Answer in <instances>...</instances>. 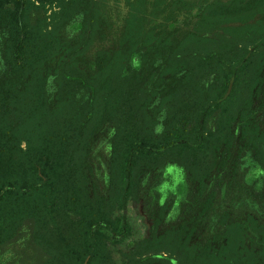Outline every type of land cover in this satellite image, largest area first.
Segmentation results:
<instances>
[{"label":"rangeland","instance_id":"obj_1","mask_svg":"<svg viewBox=\"0 0 264 264\" xmlns=\"http://www.w3.org/2000/svg\"><path fill=\"white\" fill-rule=\"evenodd\" d=\"M231 1L23 0V21H38L55 42L41 66L51 123L81 119L110 74H134L144 130L159 136L176 111L188 121L177 137L194 142L185 161L133 167L124 205L109 203L94 228L104 247L90 264H264V7L240 14L250 0ZM222 4L238 11L225 14ZM7 42L0 27V82L11 76ZM73 72L87 87L61 91L60 76ZM114 130L109 120L88 139L90 196H108ZM119 175L125 183L121 167ZM48 239L23 223L0 245V264H86L88 256L68 259Z\"/></svg>","mask_w":264,"mask_h":264},{"label":"trees","instance_id":"obj_2","mask_svg":"<svg viewBox=\"0 0 264 264\" xmlns=\"http://www.w3.org/2000/svg\"><path fill=\"white\" fill-rule=\"evenodd\" d=\"M33 5L38 10L35 2ZM23 7V0H0V27L8 34L6 62L11 74L0 82V245L13 240L23 223H32L44 229L52 237L48 243L62 249L68 259L81 256L82 262L88 256L86 264H90L101 257L100 246L104 247L102 241L101 245L94 241V228L105 223L109 203L119 201L124 205L132 189L129 179L133 167L168 158L185 161L182 151L191 149L194 142L177 137L188 121L176 111L166 117L159 136L144 130L139 112L140 88L134 74H110L100 85L99 100L86 103L87 111L83 115L81 111V119L51 123L41 66L54 52L55 42L38 21H23L27 13ZM263 7L264 0H250L239 7L238 13H252ZM219 8L228 15L236 10L224 4ZM106 64L107 56L100 53L99 71ZM69 75L71 78L60 76L61 91L68 85L87 87L86 78L78 72ZM24 78H28L29 87L21 83ZM21 119L29 121V127L22 128ZM109 120L114 122L115 130L108 196H90L86 187L88 139ZM194 122L195 131L202 129L199 117ZM22 138L25 147L21 146ZM225 143H229L228 133Z\"/></svg>","mask_w":264,"mask_h":264}]
</instances>
